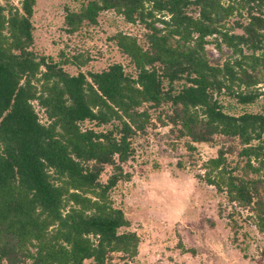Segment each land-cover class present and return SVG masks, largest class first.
I'll return each mask as SVG.
<instances>
[{"label":"trees","instance_id":"trees-1","mask_svg":"<svg viewBox=\"0 0 264 264\" xmlns=\"http://www.w3.org/2000/svg\"><path fill=\"white\" fill-rule=\"evenodd\" d=\"M35 4L0 2V264H118L113 254L137 255L139 237L110 194L129 177L125 164L134 137L150 124L149 107L168 104L166 122L193 142L237 137L245 165L264 169V113L230 114L218 99L227 92L248 104L261 94L264 0H85L78 10L66 9L69 34L96 24L104 11L141 25L146 48L127 32L112 37L136 77L120 63L71 74L68 60L38 56L31 48ZM234 14L245 17L234 23L240 33L225 27ZM209 37L222 53V46L231 51L222 63L207 57ZM85 122L111 127L83 128ZM226 152L220 148L207 159L204 178L230 203L250 210L264 234V178L235 173ZM106 166L112 171L102 181Z\"/></svg>","mask_w":264,"mask_h":264},{"label":"rangeland","instance_id":"rangeland-1","mask_svg":"<svg viewBox=\"0 0 264 264\" xmlns=\"http://www.w3.org/2000/svg\"><path fill=\"white\" fill-rule=\"evenodd\" d=\"M21 0H0L20 7ZM85 0H36L33 23L32 50L38 56L68 62L64 68L71 74L101 71L110 64L120 63L124 71L136 77L137 70L130 58L122 53L112 40L116 32L123 31L136 37L147 47L141 25L131 24L113 11L101 12L96 24H83L69 34L65 30L66 9L78 10ZM195 15V11L191 12ZM245 17L234 14L225 27L235 33L241 29L235 21ZM158 26H162L160 23ZM205 46L212 61H224L231 51L217 48L214 37ZM264 73V69H261ZM181 81L175 83L179 87ZM260 95L248 104L236 102L233 95L224 92L218 96L223 110L230 114L242 112L264 113V82L258 84ZM166 87V84L165 86ZM167 88V87H166ZM234 89H237L234 86ZM42 122L43 109L34 102ZM147 105H144L146 107ZM150 124L132 142L133 154L125 164L129 177L122 179L111 190L115 207L121 208L130 221L129 230L139 237L138 252L132 259L113 254L112 263L118 264H258L264 250V234L257 231L249 218L250 210L230 203L224 193L207 183L204 178L205 162L225 149L227 164L235 173L247 177L262 176L264 169L253 172L239 155L242 147L237 137L216 135L210 142H193L180 136L177 126L166 122L168 104L149 107ZM166 123V124H165ZM83 128L105 130L111 125L97 126L85 122ZM261 142L264 143V133ZM257 144V141H253ZM251 163L255 166L254 160ZM112 171L106 166L101 180ZM83 264H95L87 259Z\"/></svg>","mask_w":264,"mask_h":264}]
</instances>
